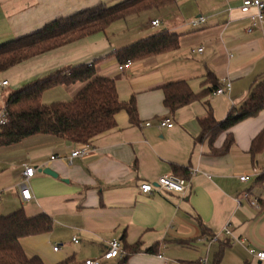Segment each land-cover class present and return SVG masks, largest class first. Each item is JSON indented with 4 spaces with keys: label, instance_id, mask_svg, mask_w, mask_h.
<instances>
[{
    "label": "crops",
    "instance_id": "0c3cea01",
    "mask_svg": "<svg viewBox=\"0 0 264 264\" xmlns=\"http://www.w3.org/2000/svg\"><path fill=\"white\" fill-rule=\"evenodd\" d=\"M121 1L0 0V45L38 32L57 19ZM243 1L180 0L171 7L131 16L105 33L0 75V81H9L8 87L0 89L1 111L9 96L22 87L59 70L95 63L98 75L115 80L122 102L136 99L138 111V125H132L125 112L120 113L116 129L92 143L94 153L72 164L67 158L77 145L65 140L35 137L14 149L0 150V173L13 166V192L26 206L27 215L45 214L53 222L48 234L22 240L29 258L39 257L44 264H83L100 258L109 242L122 243L125 236L128 245L142 242L144 246L126 264H202L203 260L213 264L220 251L221 264H264L249 253L251 249L264 251V181H260L264 155L253 160L249 153L252 141L264 129V112L231 130L234 144L226 155L215 156L208 142L197 143L200 120L209 114L217 121L225 120L264 80V23L248 31L251 23L249 15L241 11ZM200 18L205 22L194 27L192 23ZM155 21L160 22L159 27H153ZM129 22L134 24L131 28ZM163 28L180 36V49L118 70V50L157 35ZM109 31L119 33L117 41L110 38ZM201 48L203 53H192ZM210 75L219 87L229 79L230 95L213 93L170 114L164 106L165 85L185 81L195 94H201L212 87ZM82 88L79 83L47 91L43 103L71 101ZM9 89L13 91L4 96ZM160 119L173 120L174 128L160 130ZM147 123L151 126L146 127ZM226 140L227 134L220 135L215 149L223 148ZM24 165L36 169L30 181L34 197L30 203H24L20 195ZM173 166L187 172L184 195L139 192L143 183L174 175ZM40 169H50L58 178L40 173ZM243 176L248 177L247 182L240 180ZM1 199L3 203V192ZM6 210L0 207V217ZM227 224L237 241L221 237L211 243L203 235L202 227L214 236ZM155 244L161 245L159 256L146 254ZM124 258L107 264H120Z\"/></svg>",
    "mask_w": 264,
    "mask_h": 264
},
{
    "label": "trees",
    "instance_id": "16d2710c",
    "mask_svg": "<svg viewBox=\"0 0 264 264\" xmlns=\"http://www.w3.org/2000/svg\"><path fill=\"white\" fill-rule=\"evenodd\" d=\"M179 1L125 0L115 6L100 4L57 19L38 32L0 45V75L38 56L105 33L113 24L131 16L171 7ZM178 49L180 36L163 31L118 50L115 57L120 65H124L129 61H145ZM208 82L212 87L201 94H195L185 81L165 85L162 88L165 108L175 115L178 110L212 95L219 84L213 75L209 76ZM79 83L83 88L71 101L50 105L43 103L45 92L59 87L71 88ZM5 110L8 124L0 129V150L14 149L35 137L65 140L77 146L92 144L98 137L116 129V118L123 112L129 116L132 125H138L136 99L122 102L115 80L98 75L95 63L59 70L22 87L9 96ZM262 112L264 80L253 88L239 108L230 110L225 120L217 121L212 114L200 120L202 132L197 143L208 142L213 155H226L234 144L231 130L246 120L257 118ZM222 134H227V140L223 148L217 150L214 146ZM249 153L253 160L264 155V129L252 141ZM172 169L175 176L187 180L184 168L173 166ZM260 181H264V174ZM52 226V219L47 215L29 217L24 208L0 217V264H44L41 258L26 255L22 240L48 234ZM202 231L205 237H214L205 227H202ZM122 244V258H125L120 264H126L130 257L142 253L144 247L142 242L128 245L125 236ZM160 247V244H155L145 253L159 256ZM221 259L222 251L216 255L213 264H221Z\"/></svg>",
    "mask_w": 264,
    "mask_h": 264
},
{
    "label": "built area",
    "instance_id": "2783aa9c",
    "mask_svg": "<svg viewBox=\"0 0 264 264\" xmlns=\"http://www.w3.org/2000/svg\"><path fill=\"white\" fill-rule=\"evenodd\" d=\"M242 13L249 15L251 26L249 28V32H252L254 28H256L258 25L264 23V2L261 0H244L243 5L241 8ZM254 11V12H253ZM205 22L203 18H200L198 20H195L192 25L194 27H198L202 25ZM153 27H159L160 22L155 21L152 22ZM204 49H198V50H192V53H203ZM133 67L132 62H127L124 65H119L118 70L123 72L126 70H129ZM9 86V81L7 80H1L0 81V89L5 88ZM232 91V83L229 79L223 80V86L219 87L215 92L214 95L216 96H226L230 95ZM4 103L3 110L0 111V129L5 127L8 124V116L7 112L5 110ZM146 127H150L151 123H147L145 125ZM175 123L171 119H160L158 120V128L160 130L163 129H172L174 128ZM94 148L92 144L88 145H78L71 155L67 158L70 164L74 162L76 159H83L88 156H90L92 153H94ZM53 160L55 158H52ZM36 174V169L33 168L30 165H24V169L22 172V184L20 185V195L21 199L24 203H30L34 200L31 188H30V181ZM242 182H247L248 177L243 176L240 178ZM188 189V182L187 180L183 178H179L174 175H166L161 178H159L155 183H143L141 184L139 188V192L144 195H149L154 192H168L173 193L177 195H184ZM247 198V196H246ZM1 193H0V201H1ZM255 205V203H253ZM230 224H227L223 230L219 233L214 235L213 238H211V243H217L221 239V237L229 238L232 241H237V239L233 236V233L230 228ZM73 242L75 244L79 243V240L77 238L73 239ZM242 242V241H241ZM243 243V242H242ZM58 247L54 248V251H58ZM250 255L253 257L264 261V251H258L255 249L249 250ZM123 256V246L122 243L118 240H113L109 242L102 254V256L98 259H89L86 260L83 264H105L107 262H111L114 260H119ZM73 264V263H70ZM202 264H206V260L202 261Z\"/></svg>",
    "mask_w": 264,
    "mask_h": 264
},
{
    "label": "rangeland",
    "instance_id": "374dc122",
    "mask_svg": "<svg viewBox=\"0 0 264 264\" xmlns=\"http://www.w3.org/2000/svg\"><path fill=\"white\" fill-rule=\"evenodd\" d=\"M125 0H122L119 3H122ZM264 1V0H261ZM193 4H197L196 1H192ZM119 3H116L114 5H117ZM199 4V3H198ZM157 16H159V13H156ZM168 17V18H167ZM167 19L172 20L171 16H166ZM133 23V22H132ZM131 22H129V25H127L128 28H131L132 24ZM132 24V25H131ZM165 29H161L160 32L164 31ZM153 32V30H152ZM109 36L112 40L117 41L118 40V36L119 33L116 31H109ZM118 44L120 43V41L117 42ZM132 45V44H130ZM13 90H7L4 92V96H6L7 93H11ZM14 184V176H13V166H10L7 168V171H2L0 173V193L3 192V203H0V207H7L8 210H6V214H4L3 216H7L10 213H13L15 211H17L18 209H21L24 207V209H26L25 205H22L15 196L16 192H13L14 189L12 188V185ZM14 207V208H12ZM13 209V210H10ZM12 211V212H11ZM84 263V262H83ZM107 264V263H106ZM111 264H114V262H112Z\"/></svg>",
    "mask_w": 264,
    "mask_h": 264
},
{
    "label": "water",
    "instance_id": "95a60500",
    "mask_svg": "<svg viewBox=\"0 0 264 264\" xmlns=\"http://www.w3.org/2000/svg\"><path fill=\"white\" fill-rule=\"evenodd\" d=\"M39 172H40V173H44V174H46V175H48V176H51V177H53V178H58V175L55 174V173H54L52 170H50V169H45V170L40 169Z\"/></svg>",
    "mask_w": 264,
    "mask_h": 264
}]
</instances>
